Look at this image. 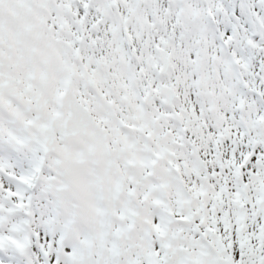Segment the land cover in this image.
Here are the masks:
<instances>
[{"label":"snow or ice","instance_id":"snow-or-ice-1","mask_svg":"<svg viewBox=\"0 0 264 264\" xmlns=\"http://www.w3.org/2000/svg\"><path fill=\"white\" fill-rule=\"evenodd\" d=\"M0 264H264V0H0Z\"/></svg>","mask_w":264,"mask_h":264}]
</instances>
